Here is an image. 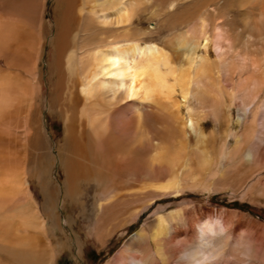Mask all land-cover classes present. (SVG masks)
Instances as JSON below:
<instances>
[{"label":"bare ground","instance_id":"1","mask_svg":"<svg viewBox=\"0 0 264 264\" xmlns=\"http://www.w3.org/2000/svg\"><path fill=\"white\" fill-rule=\"evenodd\" d=\"M41 1L25 0L21 11L27 10L28 19L39 9L43 13L45 0ZM140 1H54L53 9L61 16L53 51L55 100L64 107L59 115L64 114L68 121L64 123L66 154L62 161L58 150L55 158L47 151L48 159L64 169L61 194L42 171L46 163L40 162L37 178L44 202L40 209L27 206L34 200L30 192L27 194L26 173L20 170L14 155L15 136L4 125L11 99L0 92V264H56L55 252L41 249V235L63 234L65 225L67 229L74 227L75 221L63 211L67 204L81 203L80 182L93 181L101 190L94 199L97 218L89 232L100 240L109 226H120V230L127 227L143 196L149 206L159 197H177L190 189L209 192L208 184L216 178L220 160L249 155L251 140L258 134L259 115L264 119V113L260 114L264 108L260 106L264 101V0L236 1L242 9L239 18L243 37L238 42L229 35L226 25L204 17L211 15L210 11L195 18L192 13L181 23L183 31L173 37L178 61L157 43L142 41L157 34L158 26L155 23L146 30L138 27ZM175 2L161 0L166 10ZM5 3L0 0V20L15 12L14 6ZM78 3V12H85L84 30L90 36L97 29L99 38L90 44L83 40L85 45L70 48L68 40L74 31ZM6 19L0 21V56L16 53L27 60L37 56L40 46L27 41L32 39L31 29L26 39L20 33L12 40ZM235 107L236 120L231 115ZM115 112L118 119L112 116ZM208 121L225 126L226 140H234L233 147L222 140L216 157L210 155L204 139L202 125ZM110 128L121 129L124 139L114 138ZM191 134L197 138L194 147L188 138ZM36 147L44 151L40 144ZM143 168L152 179L140 185L138 172ZM163 215L157 214L150 224L145 221L119 256L133 250L140 253L141 264H169L164 246L171 241L170 223L181 221L183 215L180 210ZM43 217H48L47 223ZM122 257H115L109 264H122Z\"/></svg>","mask_w":264,"mask_h":264},{"label":"rangeland","instance_id":"2","mask_svg":"<svg viewBox=\"0 0 264 264\" xmlns=\"http://www.w3.org/2000/svg\"><path fill=\"white\" fill-rule=\"evenodd\" d=\"M23 1L25 2V0H5V6H14L13 10H15V14L12 13L13 15L9 16L10 18H5L12 34L11 39L14 40L16 34L20 36L22 33V39H26L31 29L32 35L29 36H32V39L30 37L27 41H36L35 43L38 47L40 46V50L37 56L31 55L30 60L16 53L2 54L0 56V71H2V74H0V92L8 95L11 99L8 108L9 117L5 120L4 125L5 130L15 136L14 155L18 159L20 170L26 173L25 179L28 183V186H26L29 188L27 194L30 192L34 200V202H27V206L29 209H32V207L40 209L44 203L37 178V173L40 172L39 169H42L41 160L46 163V170L42 169V171L48 180L50 179L56 184L59 190L64 182L63 167L57 164L56 161H50L47 156L50 151L51 155L53 154L52 157L55 158L58 150L61 153L59 159L64 161L66 154L63 142L65 136L64 123H68V121L63 117L64 114L62 116L59 115L58 112L64 110V107L55 100L57 99L55 92L57 90L55 88L57 70L55 69L56 56L53 55L54 47L56 46L57 20L61 16L59 14L56 15L57 9H53L55 0H45L43 13L39 9L37 13L35 11L31 14V19H28L27 10L21 11V7H24ZM39 1L40 3L42 2L41 0ZM210 1L212 0H176L174 9L167 10L165 9L166 3L162 4L161 0L140 1L141 11L138 27L146 30L154 26L155 23L158 26L157 34L152 37L145 36L142 41L145 43H157L168 52L171 51L170 53L173 55L174 60L178 61L179 57L177 56L178 53L173 37L183 31L184 26L181 23L191 17L192 13L195 18V16L206 14V11L212 13L204 16L207 17L208 21L213 23L218 21L223 26L226 25L224 27L228 30L229 35L237 42L238 40L240 41L243 37L239 18L242 9L238 7L237 0H213L214 3H210ZM15 5L20 8L18 9ZM80 7L78 3L74 31L68 40L70 41V48L77 47V45H85V43H81L83 40L85 42L87 40V43L90 44V42L99 38V34H96L97 29H93L94 32L91 31L90 36V33L87 34V30H84L86 27L84 25L86 24L85 12H78ZM5 19L1 20L5 22ZM24 34L26 35L25 37ZM169 40H171V45L168 44ZM261 101L262 104L260 106L263 107L264 101ZM235 108L231 112L234 120L237 118V108ZM260 110L262 116L264 108ZM124 112H127V110H124ZM112 116L118 119L116 112ZM259 118L258 134L254 135L251 140L249 155L244 159L237 156L220 160L217 166V176L214 179L215 182L208 184L211 192L190 189L177 197L169 195L162 198L159 197L149 206L146 204V196H143L141 202L138 205L136 204V209L134 208V213L137 212L136 216L127 224V227L125 226L126 228L124 227L120 230V226L118 228L109 226L103 231L104 235L100 236V240H96L97 238L89 232L93 229L97 218L94 199L101 190L96 187L93 181L80 182L78 186V201L81 202V205L67 204L66 209L63 211L65 216L71 217L75 221V225L71 229L78 232L72 233V230L67 229L65 225L66 233L55 232L53 235H41V249L45 253L47 251L55 252L56 264H109L116 260L115 257L117 260L122 257L119 255L124 250L127 242L134 234L143 229L142 226L145 221L146 223H152L156 219L157 214L168 215L171 211L179 210L181 215H183L181 221L187 219V230L177 224L176 230L173 232V237L176 235L174 238L193 236L195 234L193 225L205 217L223 216L226 220L229 219L235 223V232L239 233L241 229H247L256 239L264 241V119L260 115ZM202 128L205 132L204 139L208 143L207 150L213 157L218 155V149L223 141L229 147L234 146L233 138L229 137L226 140L225 126L208 121L202 125ZM120 131L121 129L119 130L118 128H110V133L117 140L120 137L124 139ZM35 135L37 136L36 139ZM188 138L191 146L194 147V141L196 142L197 138L193 134L188 136ZM36 142L43 146L44 151L36 147ZM52 163L53 166L51 165ZM145 169L143 168L140 170L141 172H138L139 182L137 184L145 185L151 181L152 175ZM127 170L131 171L132 169L128 168ZM159 174L161 175V173ZM103 176L108 177L106 173ZM237 188H240V190ZM43 218H45L44 222L47 223L48 217ZM175 223L177 222H171L170 226ZM89 234L92 236H89ZM170 240V242L166 243L164 249L170 256L169 264H176L177 244L179 242L174 239ZM221 264H238V261H223Z\"/></svg>","mask_w":264,"mask_h":264},{"label":"clouds","instance_id":"3","mask_svg":"<svg viewBox=\"0 0 264 264\" xmlns=\"http://www.w3.org/2000/svg\"><path fill=\"white\" fill-rule=\"evenodd\" d=\"M179 224L187 230V219L170 226L169 239L178 241L176 264H221L238 261V264H264V241L247 229L235 232V223L223 216H212L194 224L191 237L174 238ZM122 264H141L140 253L129 250L122 257Z\"/></svg>","mask_w":264,"mask_h":264}]
</instances>
